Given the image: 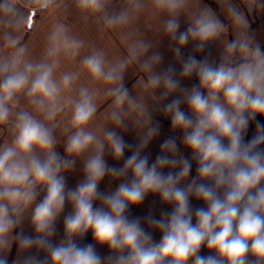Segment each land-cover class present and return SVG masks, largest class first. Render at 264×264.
Segmentation results:
<instances>
[{
	"label": "clouds",
	"instance_id": "9594fccd",
	"mask_svg": "<svg viewBox=\"0 0 264 264\" xmlns=\"http://www.w3.org/2000/svg\"><path fill=\"white\" fill-rule=\"evenodd\" d=\"M50 0H36L37 7H48ZM106 0H78L82 10L99 12ZM184 0H156L159 8L166 9L173 17ZM139 9L140 5H134ZM12 4L0 5V12L9 14ZM232 15L238 24H246L244 17L235 9ZM128 14L122 12L106 19L109 27L126 24ZM179 24L175 18L166 23V31L179 45L189 40L199 41L197 49L205 42L219 36L223 26L210 13L196 18L186 31L177 35ZM17 41L7 39L9 47ZM82 41L70 36L63 26H56L48 37L44 59L39 62L23 60L24 49H19L9 59H0V124L9 120L11 109L18 96L24 94L44 120H51L60 110L62 93L70 90L78 79L77 73H64L59 79L55 71L61 57L71 58L79 54ZM141 48L146 46L141 45ZM241 53L246 62L238 67L221 64L212 66L207 59L198 61L190 57L183 64L182 75L195 73L208 96L193 88L186 91L183 100L176 98L164 105L163 111L171 116L172 126L186 131L183 142L197 162V176L186 185L192 162L178 157L175 139L161 145V154L149 164L147 156L140 154L158 128L151 127L143 137L140 147L127 158L121 169L110 168L104 160L105 141L116 159L126 148L125 141L114 131L105 133L102 141L87 130L96 112V95L88 87L81 86L71 101V124L76 129L66 141L65 151L79 156L92 149L93 154L84 163V181L67 194L74 206V214L65 218L67 240L58 245L49 241L54 233L53 222L62 210L66 195L62 170L71 168L74 160L62 159L55 151L56 140L52 128L28 111L16 113L14 137L11 143L0 146V249L10 246V235L20 222L21 212L36 199L35 187L46 185L47 195L36 204L32 222L36 233L22 237L21 248L36 246L50 254L51 264H101V257L92 245L78 246L72 239L77 234L91 230L94 238L107 244L116 255V264H246L251 254L255 264H264V125L256 123V134L246 140L249 123L257 115L264 116V52L253 47L252 37L241 34L226 47L225 61L233 54ZM180 54V49H176ZM160 57L154 55L144 67L151 71L152 64ZM82 66L94 81L111 87L107 95L113 97L117 109L127 103L130 108L137 104L129 96L122 83L124 62L107 66L102 52L94 51L83 58ZM152 88L163 87L162 97L179 88L173 70L152 74ZM228 105L219 102L220 94ZM186 102L197 115L190 120L181 110ZM230 109V110H229ZM116 124L122 123L119 112L112 114ZM43 153V156L38 154ZM165 168L171 169L165 173ZM131 171L132 178L120 183L112 194H103L98 185L106 174L120 177ZM158 194L161 200L171 204L172 210L161 219L149 215L150 226L162 235L159 243L153 242L152 234L145 230L141 218L131 217L129 206H138L146 194ZM190 197L201 200L207 207L193 213ZM101 200L104 207L93 209V202ZM193 215L196 223L193 224ZM214 250L216 256H200L202 245ZM125 250L127 254L125 253ZM3 264V262H0ZM24 264H41L34 257Z\"/></svg>",
	"mask_w": 264,
	"mask_h": 264
},
{
	"label": "crops",
	"instance_id": "0c3cea01",
	"mask_svg": "<svg viewBox=\"0 0 264 264\" xmlns=\"http://www.w3.org/2000/svg\"><path fill=\"white\" fill-rule=\"evenodd\" d=\"M22 2L28 5H35L36 0H21ZM57 0H51L50 4L55 3ZM128 1V0H127ZM132 1V0H131ZM130 2V1H129ZM155 0H139L138 2L132 1L134 5L138 3L139 5H150L154 4ZM4 4H12L14 10L19 13V18L17 23L20 24L21 22L25 23V27L27 30H31L27 28V20H28V11L21 6L19 0H6ZM2 4V5H4ZM48 5V6H49ZM235 9L239 12L246 21V24H238L235 18L232 15V10ZM140 8L138 13H135L136 10H133V14L131 13L129 20L136 21V20H144V19H151L155 18V13H152L147 9L146 11L143 10L140 12ZM203 13H210L215 19H217L223 29L219 36L216 38L205 42V46L203 49L198 50L197 44L199 41L189 40V42L183 46L179 45L178 41L173 39L172 35L168 33V48L166 53H168V70H173L175 78L179 81V88L176 91L171 92L166 98L163 100L169 103L171 100L176 98H182L185 95L186 91H189V86L194 78L193 73L191 76H183L182 69L183 64L187 61L190 57H194L198 61H204L208 58L207 54H209L212 49L217 50L219 45L227 40L228 43L233 42L237 36L246 34L251 29L252 34L251 37L253 39V45L264 44V0H184L182 7L178 10L175 17H173L169 12L167 13L166 17L168 16V20L175 18L179 24V28L177 30V35L180 32H184L187 28L193 23V21L198 18ZM39 14V13H38ZM38 14L35 18L38 19ZM136 14V15H135ZM9 14H3L0 12V50L6 45L7 39L11 36V24H7V22L14 21ZM254 23V24H253ZM251 27V28H250ZM13 28V27H12ZM33 30V29H32ZM140 27L139 25L135 28V26L128 30L127 33L133 36H138L140 34ZM92 48V46H90ZM100 50L102 52H108V44L101 45ZM113 48H116L119 51L125 50L123 45H114ZM180 49V54H176V49ZM91 50V49H90ZM129 50V49H126ZM140 51V50H137ZM217 55H212V62L217 63L218 60L222 59L226 54H221L220 50H217ZM263 52V50H261ZM135 52V51H134ZM214 52V51H213ZM246 58L244 57L243 60L235 65L233 68L238 67L240 64L245 63ZM90 91L93 92L91 88ZM100 90H96V97L97 101V109L91 120L87 125V130L93 132L98 139L104 140L105 133L108 131H114L117 135L121 136L127 145L123 156L120 159L114 158L110 146L105 141V148H104V160L106 164L110 168H117L121 169L124 167L125 161L128 157H130L134 151H136L141 144V141L147 130L151 127H157L158 131L155 136H153L147 145L140 149V154L142 156H147L149 159V164H152L157 155L161 154V145L168 140V134L166 131L162 130L156 124V121L152 118L151 114L147 113V111L142 108L145 105V97L140 95L139 93L136 95V99L133 98V101L136 102L137 108L132 109L129 105H123L121 109L116 110L115 112H119L122 117V123L116 124L112 119V114L109 110L108 100L102 96ZM209 89L205 87V91L203 93L204 96L209 95ZM135 97V96H134ZM219 102L224 104L226 108L228 105L223 99V94H220ZM29 104V105H28ZM10 109L12 110L11 113H17L23 110L24 107L28 109H33V105L29 103V99L24 95L20 94L18 96V102L16 106L9 105ZM230 110V109H229ZM35 112V111H34ZM37 117L43 118V115L40 113H35ZM188 118L195 122L197 120V115L191 110L190 115ZM47 122L46 120H44ZM50 122V120H48ZM259 122L261 125H264V116L257 115L254 121L249 123V127L247 129V134L245 139L250 140L256 134V123ZM0 146L4 144L11 143L14 137L13 126L11 127L8 124H1L0 125ZM62 128V126L60 127ZM65 128V127H64ZM69 135L67 137L62 138V143L64 147H66L67 138L73 134L76 130L73 126H70ZM62 130H60L61 133ZM191 131V129H181L182 138H184L185 132ZM61 144V143H60ZM55 151L61 156L60 153V145L59 143L55 144ZM38 154L43 156V153H40L37 150ZM93 154V150L89 149L84 153H81L79 156L71 155V159L75 161L72 166V171H80V176L84 178V163L85 161ZM187 159H191L192 163L194 164L193 171L190 172V175L187 179L188 183L191 179L197 176V162L193 159V154L189 153ZM162 171L167 173L171 171L169 168H165ZM132 178L131 171H128L126 175L120 177H114L110 174H106L105 177L101 180L98 185V189L101 193L107 195L114 193L120 183L128 182ZM65 183V203L62 210L56 216L53 222L54 233L51 237H49L50 243L53 245H58L61 242L67 240V233L65 231V218L69 215L74 214V206L70 199H68L67 194L70 191L77 189L76 183L72 180L64 179ZM35 191L37 193L36 199L33 203L24 208L21 212L20 222L13 230L10 235V246L4 249H0V262L3 264H24L25 259L28 257H34L35 259L39 260L41 264H51L50 254L45 249L38 248L33 246L31 248H21L20 247V239L22 237H33L40 235L36 233L35 226L32 222V214L33 210L39 202H41L45 196L47 195V187L46 185L39 184L36 185ZM102 207H104L102 202ZM190 206L195 213V210L201 207L206 208L207 206L201 201L196 199L195 197H190ZM172 205L165 203L161 200L158 194L148 193L145 196V199L138 205V206H129V213L131 217H139L141 218L142 225L146 229H153L154 227L150 226L147 222V217L151 215L156 219H161L165 212H170L172 210ZM97 209V208H93ZM193 224L196 223L195 216L193 215ZM155 229V228H154ZM92 233L91 230L84 232L83 234H77L72 237L73 241L80 245L88 234ZM92 245L96 253L101 257V264H116V253L109 248L107 244L98 242L95 238L87 241L84 246ZM82 246V247H84ZM127 254L126 250L125 253ZM200 256H216V252L214 250H209L206 244L202 245L199 251ZM165 264H170V258L165 260ZM224 264H227L225 261ZM246 264H255V257L251 254L246 259Z\"/></svg>",
	"mask_w": 264,
	"mask_h": 264
},
{
	"label": "rangeland",
	"instance_id": "374dc122",
	"mask_svg": "<svg viewBox=\"0 0 264 264\" xmlns=\"http://www.w3.org/2000/svg\"><path fill=\"white\" fill-rule=\"evenodd\" d=\"M132 1L135 3L139 0ZM132 1L106 0L104 8L101 11L91 12L82 10L78 6V0H57L53 4H48V7L39 12L38 19L32 28L33 30H27L24 22H21L20 24L17 23L19 13L16 10L13 9L9 15L14 20L7 22V24H11L12 30L9 38L16 40L17 43L15 47H9L6 42V45L0 50V59H9L19 49L23 48L25 50L23 56L24 61L34 63L41 61L44 59L45 51L48 47V37L56 26H63L70 36L82 41L79 54L71 58H65L62 56L60 59V65L55 71L56 79H59L64 73H77L78 79L74 82L73 87L70 90H65L62 93L59 104L60 110L56 113L54 118L51 119L50 122L48 120L45 122L44 117H37L35 114L36 111L32 108L28 109L24 107L23 109H27L26 111L36 116L38 119L43 120L48 127L52 128L56 143H59L60 145V157L62 159L72 160L70 154L65 151L61 136L63 135L64 138L69 135V127L72 126L71 101L77 96L81 86L91 88L96 97L98 96L96 90H100L101 88L100 93H102V96L108 100L110 112L112 113L113 111L115 112L116 110H119L113 103L114 98L107 95V90L111 86L100 81H94L88 74L87 70L82 66V61L85 56L90 55L94 51L102 52L100 46L106 44H108V52H102L104 54L106 65L111 66L118 62L125 63V68L122 73V83L123 86L127 88L132 100L133 98L136 99L138 93L144 96L146 101L142 108L144 107L147 113L151 114L158 127L166 131L168 134V140L175 139L178 157L187 158L190 153V150L183 142L181 128L173 127L171 116L163 111V107L166 105V102L163 99L166 97H161L165 89L163 87L152 88L149 86V78L152 74L168 71V53H166L168 48V32L166 31L168 16L166 17V15L168 11L157 7L155 0L154 4L140 5L139 7L141 9L140 12L149 9V11L155 13V18L148 20L140 19L136 21L130 20L126 24L113 27H109L106 24L107 18L118 15L122 12H126L128 16H130L131 13L133 14V10H136L135 13H138L139 9L134 6ZM5 2L6 0H0V5ZM33 6H37V4ZM138 25L141 30V33L138 34V36H133L127 33L128 30H131L134 26L136 28ZM251 34L252 31L250 29L247 35L251 37ZM228 44L227 40L223 41L217 50H220L221 54H226V47ZM114 45H123L125 50H123V52L119 51L116 48H113ZM141 45L146 47L141 48ZM90 46H92V48H90ZM255 46H259L260 50H263L264 52L263 43H256L253 47ZM217 50L212 49V51L207 54L208 58L206 59L208 63L212 62L210 61L212 60V55H217ZM154 55H158L160 59L158 62L152 64L151 71H148L145 69L144 65ZM243 58L244 56L237 52L232 55L229 61H225L223 57L218 60L217 63H213L212 66L218 67L221 64H225L226 67H234L240 63ZM193 88L199 90L202 95L205 91V86L201 85L200 79L196 74H194V78L188 89L191 91ZM183 98L184 96L180 99L183 100ZM95 102L97 105V101ZM125 105L127 106L128 104L125 103ZM180 107L188 117L191 112L188 104L186 102L181 103ZM11 112L9 120L4 124H8L11 127L13 126L12 130L14 131L16 113ZM61 126L62 128H60ZM60 130H62L61 133ZM190 161L192 162L191 159ZM193 167L194 164L192 163L191 171L194 170ZM59 175L63 176L66 180H72L76 183V187L84 181V178L80 176V171H72V167L62 170ZM187 183V180L182 182L183 185H186ZM99 202L102 201H94L93 208H102V205L101 203L99 204ZM145 230L152 234L153 242L159 243L162 233L158 229L145 228ZM93 238V233L88 234L84 241L78 246H84L87 241ZM193 261L194 257L190 258L187 261V264H193Z\"/></svg>",
	"mask_w": 264,
	"mask_h": 264
},
{
	"label": "water",
	"instance_id": "95a60500",
	"mask_svg": "<svg viewBox=\"0 0 264 264\" xmlns=\"http://www.w3.org/2000/svg\"><path fill=\"white\" fill-rule=\"evenodd\" d=\"M50 2H51V0H50ZM19 3L21 4V6L23 8H25L28 11L29 16H28V20H27V28L32 29L34 27V24H35L36 15L40 11L44 10L45 8H40L37 6H31V5H28L24 2H22L21 0H19Z\"/></svg>",
	"mask_w": 264,
	"mask_h": 264
}]
</instances>
